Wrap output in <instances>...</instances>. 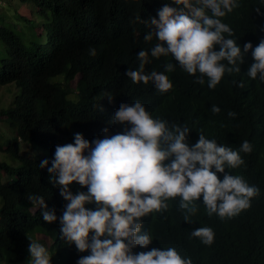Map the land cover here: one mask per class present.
Here are the masks:
<instances>
[{
    "label": "trees",
    "instance_id": "16d2710c",
    "mask_svg": "<svg viewBox=\"0 0 264 264\" xmlns=\"http://www.w3.org/2000/svg\"><path fill=\"white\" fill-rule=\"evenodd\" d=\"M155 1L0 3V85L17 88L11 105L0 108V118H6L15 130L13 139L5 147L0 145V150L22 162L14 167L0 161V262L23 264L26 255L29 257V233L36 227L51 240L49 245L43 240L52 254L50 264H76L79 257L88 254L87 250L80 252L73 243L63 240L58 220L44 221L41 209L34 208L27 197L42 195L45 210H55L59 217L66 201L58 186L50 183L46 168H39V162L51 160L55 146L71 143L75 133L82 134L91 146L95 135L103 138L105 128L107 135L123 132L128 125L114 123L110 117L121 103L139 100L154 118L185 124L189 128L186 142L190 145L201 133L231 148H238L243 140H248L252 151L240 154L244 164L225 171L240 175L249 185H255L259 193L233 222L229 217L216 219L205 212L185 221L176 205L166 213H149L147 219L141 218L142 230L148 231L153 240L146 248L137 246L132 251L171 246L182 256H188L192 264H264V83L246 75L240 78L253 62L248 52L244 54L241 64L245 67L238 77L221 79L213 89L206 83H196L192 75L179 67L168 73L175 85L168 94L152 90L150 83H133L126 72L138 67L136 57L141 49L148 50L154 45L153 41H144L143 36L155 31L147 23L156 17L157 12L149 17ZM16 2L32 10L36 8L37 18L20 13ZM165 4L173 3L160 0L159 7ZM257 7L264 13L258 0H239L238 7L223 17L237 29L241 40L236 43L241 49L243 41L252 35L257 43L264 37V31H260L264 14L258 15L254 11ZM37 24L42 26L41 32L36 30ZM89 49H94L95 55H90ZM169 61L175 64L171 57L152 59L145 65V72H163ZM239 78L241 83H237ZM195 91H205L207 99L199 100ZM212 105L220 111L213 114ZM229 111L234 116H228ZM22 145L44 155L29 157V152H22ZM2 176L7 181H2ZM219 176L222 179L223 173ZM70 191L73 194L86 191V186L73 182ZM86 207L94 208L95 204ZM197 218L202 220L199 222ZM201 223H208L214 231L211 245L206 246L190 235L192 230L204 226Z\"/></svg>",
    "mask_w": 264,
    "mask_h": 264
},
{
    "label": "clouds",
    "instance_id": "9594fccd",
    "mask_svg": "<svg viewBox=\"0 0 264 264\" xmlns=\"http://www.w3.org/2000/svg\"><path fill=\"white\" fill-rule=\"evenodd\" d=\"M172 3L160 8L158 0L152 5L149 17L157 12L156 17L147 23L155 31L146 32L143 39L153 41L154 45L141 49L136 57L138 67L126 72L133 83H150L152 90L168 94L175 87L168 73L179 67L192 75L196 83H206L213 89L221 79L238 77L244 70L241 63L247 52L253 62L240 78L246 75L264 83V37L257 43L252 35L243 41L241 49L236 43L241 40L237 29L228 18H223L238 7L239 0ZM258 4L264 6V0H258ZM254 11L264 14L258 7ZM260 31H264V24ZM89 54L95 55V50L89 49ZM160 57H171L175 64L166 62L163 72H145V65ZM240 78L237 83H241ZM195 94L201 101L207 99L205 91ZM210 110L215 114L220 108L212 105ZM228 116L234 113L229 111ZM110 118L128 127L113 135H107L108 129H103V138L95 135L91 146L82 134L75 133L71 143L55 146L51 160L39 162V168H46L50 183L58 186L66 201L60 216L55 210H45L42 195L29 194L28 200L34 208L41 209L44 221L58 220L63 240L73 243L80 252L88 251L76 264H192L188 256H182L171 246L134 253L133 248H146L153 240L148 231L142 230L141 218L147 219L152 212L166 213L176 205L185 221H191L190 217H196L198 212L236 221L238 213L250 206L259 189L225 169L242 166L240 154L250 153L251 143L243 140L238 148H231L201 133L190 145L186 142L189 128L185 124L154 118L139 100L121 103ZM219 173H223L222 179ZM73 182L86 186V191L73 194ZM93 203L94 208L86 207ZM201 225L204 226L192 230L190 235L206 246L211 245L214 231L208 223ZM29 241L30 264H50L51 252L37 240Z\"/></svg>",
    "mask_w": 264,
    "mask_h": 264
},
{
    "label": "rangeland",
    "instance_id": "374dc122",
    "mask_svg": "<svg viewBox=\"0 0 264 264\" xmlns=\"http://www.w3.org/2000/svg\"><path fill=\"white\" fill-rule=\"evenodd\" d=\"M0 3L4 4V0L0 1ZM16 6H17L16 8L18 9V11L20 13H23L25 15H29L30 17L32 16L34 18H37L34 16L35 11L38 12V10L36 8H34L32 10L30 6H24L18 2H16ZM33 11H34V13H33ZM35 28L38 32H41L43 29L40 24H37ZM75 85H76V80H74L72 82V86L74 87ZM16 92H17V88L15 85H9V86H1L0 85V108H8L11 105ZM14 134H15V130L9 124L8 120L6 118H3V119L0 118V145L3 147L7 146L9 140L13 139ZM21 150L24 153L29 152L28 153L29 157H39V156H42L41 154L44 155V152L36 151L32 147H26L24 145H22ZM0 161L6 162V163H8L14 167H18L22 163L19 158L12 157V155H10L9 153H7L4 150H0ZM1 178H2V181H7V178L5 176H2ZM1 205H2V199L0 197V207H1ZM29 237L31 238V240L35 239L42 244H43V240H44V244H47V245H49V243L51 242V240L45 236V232L42 231L38 227H36L32 231H30ZM27 252H28V250H27ZM0 264H4V263L0 262ZM18 264H22V262H19ZM23 264H30L29 257L27 258V255H26V259L23 261Z\"/></svg>",
    "mask_w": 264,
    "mask_h": 264
}]
</instances>
